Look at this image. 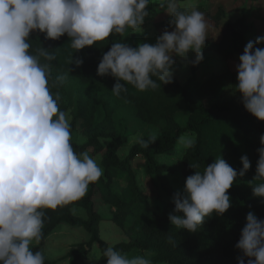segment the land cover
<instances>
[{"label":"clouds","instance_id":"clouds-1","mask_svg":"<svg viewBox=\"0 0 264 264\" xmlns=\"http://www.w3.org/2000/svg\"><path fill=\"white\" fill-rule=\"evenodd\" d=\"M151 0H0V264H45L42 250L35 249L43 236L45 210H56L84 198L89 186L98 182L103 169L88 151L77 153L72 144L70 116L59 107V95L49 84L55 56L44 47L33 54L30 35L45 39L67 35L78 52L127 30L142 32ZM171 20L155 44L111 43L97 67L98 76H111L116 97L131 85L138 91L156 89L172 82L174 57L195 66L203 60L209 38L203 12L177 9L175 0H165ZM264 36L249 41L236 65V90L244 108L264 121ZM41 58L43 61L41 62ZM79 67L82 59L72 58ZM58 79H64L59 77ZM123 82V83H121ZM191 148L194 140L179 138ZM257 149L259 159L252 186L255 197L264 198V134ZM147 146V144H145ZM237 172L221 156L185 180L174 194L170 223L196 232L213 214L223 215L231 207L228 194L238 175L250 169L247 155L241 156ZM242 256L238 264H264V220L254 213L246 216L235 245ZM150 254L129 257L114 246L103 251L107 264H152Z\"/></svg>","mask_w":264,"mask_h":264},{"label":"trees","instance_id":"trees-1","mask_svg":"<svg viewBox=\"0 0 264 264\" xmlns=\"http://www.w3.org/2000/svg\"><path fill=\"white\" fill-rule=\"evenodd\" d=\"M183 1L175 0L180 11L187 10L180 5ZM246 9V6L242 7V10ZM148 11L157 15L155 27L161 34L166 29L174 30L169 25L171 17L166 12L165 1L149 3ZM227 14L224 3L212 5L207 10L208 23L216 28L223 27V31L219 41L208 38L203 50L215 52L229 63L237 60L251 41L247 35L252 31V25L247 16L232 21L226 20ZM125 33L110 36L78 52L71 47L67 35L59 40L45 39L38 31L30 35L33 54L44 47L55 56L50 62L51 91L59 95L61 110H71V131L79 130L87 139L80 144L72 137L74 150L81 153L91 149L94 154L103 156V175L89 186L84 198L56 210H45L43 236L34 250H41L46 238L62 225H70L83 227L90 234L88 241L78 243L68 251L66 257L70 264H86L94 244L101 251L96 264H107L103 251L108 246H114L122 253L146 251L152 264H238L237 257L242 253L235 245L246 225L247 214L252 212L264 220V198L255 197L252 190V186L259 183L254 177L264 121L247 112L234 95L225 98V90L237 91L238 73L230 66L202 82L192 77L181 84L177 78H172L171 83L162 85L157 81L161 87L146 91L126 85L128 91L116 97L111 92L115 78L98 76L97 67L111 43L123 42ZM72 58L74 61L82 59L83 63L77 67L75 63L71 64ZM41 62H45L43 58ZM195 66L192 65V71ZM146 125L157 127L159 132L156 136H143L121 158L120 149L129 143L130 135ZM188 133H193L195 139L193 146L186 148L182 155L185 180L196 170L203 171L220 156L237 172L243 167L241 156L247 155L251 163L250 169L243 177L238 175L228 191L231 207L223 215L213 214L206 218L196 232L178 229L170 223L168 217L175 207L172 198L178 191L166 175L172 167L158 159L160 155L180 151L178 140ZM193 164L198 165L196 170L190 167ZM141 168L146 178L158 186L156 196L165 200L161 211L149 204L138 174ZM97 198L110 204L112 212L107 219L129 235L128 241L110 244L101 237L99 223L103 217L96 206ZM75 206L85 208L87 217L78 215L73 209ZM247 259L244 258L245 264ZM54 263L45 257V264Z\"/></svg>","mask_w":264,"mask_h":264},{"label":"rangeland","instance_id":"rangeland-1","mask_svg":"<svg viewBox=\"0 0 264 264\" xmlns=\"http://www.w3.org/2000/svg\"><path fill=\"white\" fill-rule=\"evenodd\" d=\"M165 0H151L152 2H164ZM218 3H224L227 6L228 14L226 20L235 21L242 16H247L248 22L252 25V31L247 35V38L251 41H255L257 37L264 36V0H255L253 2H247L245 0H185L180 3L181 7L187 9L188 11L196 8L206 15L208 9L212 5ZM247 7L246 10H242V7ZM149 16H147L142 25L143 31L133 32L132 30H127L124 35L125 43L136 47L138 43H149L155 44L158 36L161 32L155 27V20L157 15L149 11ZM163 16V15H160ZM208 22V21H207ZM209 24V23H208ZM209 39L219 41L222 38L223 27L216 28L214 25L209 24ZM259 47L264 48V44H260ZM195 59V54L189 52L187 59L180 57H174V76L177 78L181 84L187 83L192 77H195L198 81L202 82L209 78L213 73H220L225 71L228 66L236 70V65L239 63V58L233 62H226L222 57L217 55L212 51L203 50V60L195 66V71H192V63ZM229 64V65H228ZM235 88V87H234ZM234 95L240 102L241 94L234 89L225 90L224 96L228 98ZM70 116V121L72 118L71 110L67 112ZM158 128L151 125H146L142 128L136 129L129 137V143L120 149L119 155L124 158L131 146L138 142L143 136H156L158 133ZM73 140L77 143H85L87 141L84 134L79 131L72 132ZM186 139L194 140V135L183 136ZM180 151L174 153L173 155H160L158 159L160 162L169 165L173 170L167 172L166 175L169 178L171 184L177 191H182L185 186V178L182 173V155L186 148L182 147L180 144ZM89 154L98 162L100 167L103 169L102 165V154H94L91 149L87 150ZM141 158V157H138ZM138 174L142 183L143 189L146 191L149 197L150 206L156 211L165 207V200L159 199L156 196V191L158 186H154L150 179L146 178L144 169H139ZM89 191V189H88ZM168 202V200H166ZM96 206L100 215L103 219L100 220L99 227L101 231V237L110 244H116L121 241H128L129 235L120 228L113 221L108 220L107 217L110 216L112 212V207L110 204H106L101 198H97ZM75 212L83 218L87 217V211L85 208L80 206L73 207ZM174 212V209L171 213ZM90 239V234L83 228H76L70 225H62L60 228L55 230L52 234L46 238L45 242L41 246V250L44 256L55 262L54 264H70V260L66 257L68 251L76 244L88 241ZM101 251L97 244L93 245L92 251L90 253L89 259L85 261L86 264H96ZM129 257L136 255L149 254L146 251L134 250L131 252H126ZM168 264V263H161Z\"/></svg>","mask_w":264,"mask_h":264},{"label":"crops","instance_id":"crops-1","mask_svg":"<svg viewBox=\"0 0 264 264\" xmlns=\"http://www.w3.org/2000/svg\"><path fill=\"white\" fill-rule=\"evenodd\" d=\"M186 135H194V134L193 133H188V134H185L184 136H186ZM194 139H195V135H194Z\"/></svg>","mask_w":264,"mask_h":264}]
</instances>
